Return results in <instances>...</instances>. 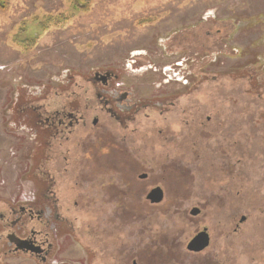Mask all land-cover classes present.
<instances>
[{
	"label": "rangeland",
	"instance_id": "obj_1",
	"mask_svg": "<svg viewBox=\"0 0 264 264\" xmlns=\"http://www.w3.org/2000/svg\"><path fill=\"white\" fill-rule=\"evenodd\" d=\"M137 51L154 67L180 59L186 73L122 75L150 107L127 127L103 129L102 121L95 135L86 134L77 171L64 172L69 156L54 157L68 230L96 234L101 215L100 231L111 232L104 237L117 235L119 245L129 239L130 264L141 252L142 264H264V0H9L8 12L0 14V186L9 170L11 179L12 170L21 171L15 164L28 163L24 153L16 155L18 143H2V134L14 129L17 101L39 106L75 92L77 100H95L87 93L90 74L123 72ZM42 86L51 88H33ZM167 100L174 104H152ZM45 144L39 149L46 151ZM84 175L92 179L82 185ZM111 180L116 203L100 199ZM155 187L164 192L159 204L147 198ZM113 207L117 214L108 220ZM195 209L200 214L194 216ZM205 228L210 247L189 252ZM71 236L62 257L83 260L81 241ZM94 256L88 253L87 261L100 264ZM0 264L33 263L1 256Z\"/></svg>",
	"mask_w": 264,
	"mask_h": 264
},
{
	"label": "flooded vegetation",
	"instance_id": "obj_2",
	"mask_svg": "<svg viewBox=\"0 0 264 264\" xmlns=\"http://www.w3.org/2000/svg\"><path fill=\"white\" fill-rule=\"evenodd\" d=\"M130 55H132L131 59L127 61L123 72L97 69L90 74L88 78L90 85L87 87L89 90L87 91L84 86V92L87 91L88 93L90 91L95 100H77L81 94L75 92L71 97L58 103L42 102L39 106L32 103L18 106L19 102L15 103L13 114L16 118L14 122H11L14 123V129L9 127L8 130L11 132L2 134V143H8L9 139L14 143H18L20 149L16 155L24 153L28 163L19 161L18 164H15L20 167L21 171L17 173L16 170H12L14 175L11 179V171L9 170L6 174L8 179H5L0 186V257H26L33 264H90L87 261V254L91 253L92 255L93 252L95 254L94 258H100V264H120V258L123 260L122 264H130V255L133 256L134 254L129 250V239L121 241L119 245L117 235L112 237L111 240L104 237L109 236L111 232L104 235L100 231L101 215L98 219L96 234L93 229H78L77 232L68 230L69 221L63 212L65 204L62 203L58 191L60 182L55 181L54 163L57 164L58 160L53 163L54 157L60 153L65 161L69 156L72 162L71 165H67V163L63 166L64 172L73 171L74 169L77 171L80 169L76 162L77 156L86 149L84 139L86 134L95 135L102 121L106 122L102 126L103 129L113 127L116 123L127 127L128 123L133 121L141 110L150 107L147 103L143 105L146 98L138 97L132 85L127 80L124 82L122 75L135 73L145 77L151 73L155 74L156 71H162L169 77L178 78L182 73H186L183 72V66L185 65L180 59L170 64V66L154 67L144 51L133 52ZM142 55L145 56V62L144 59L138 57ZM192 61L197 62V58H192ZM179 62L181 63L179 64ZM162 81L163 78L160 83ZM169 85L172 86L170 83L167 86L159 84L158 88H170ZM152 100L154 99L146 102ZM152 104L157 107H165L174 103L173 100H167L162 103L152 102ZM30 112H33L35 116H27ZM99 115H105V118L100 120ZM19 129L26 130L28 133L19 132ZM50 137L53 139V143ZM58 138L61 142L56 148H52ZM116 139L118 144V137ZM31 141L36 144V149L31 148ZM45 142L47 144L44 147L46 146L48 149L43 151V148H39ZM91 143L92 141L89 140L87 144L90 145ZM98 143L103 144V142L97 141L93 145L97 149L100 147ZM110 146L112 149L113 145L111 143ZM93 151L95 150L93 149ZM100 151L102 152L103 149H100ZM39 154H43V158L36 160ZM117 161L118 157L114 151L112 162L115 164L112 165V168L117 169ZM1 164V169L7 166L6 162H1ZM128 167L133 169L131 166ZM145 178L148 179V177ZM145 178L144 180H146ZM91 179L92 177L87 179L84 175L82 185L88 183ZM109 182L111 189L106 190V194L101 196L100 199H104L106 202L110 201L108 203H116L118 200L117 182L114 183L112 180ZM204 182L206 183V180ZM100 183L102 181L93 180V185ZM125 189L130 194V185H126ZM149 196L150 192L148 191L147 198ZM142 197V193H139V199H142ZM104 200L98 202L102 203ZM115 209V215L117 214V208L113 207V211L107 215L108 220ZM245 220L244 217L241 221L245 222ZM106 229L110 228L106 227ZM114 229L116 230V227ZM202 232L207 233V229L199 231L191 241ZM72 234L76 242L81 241V244L78 242L79 254L83 255V260L74 258L71 261L62 257V250H65L64 247L70 244ZM130 234H132V231ZM87 242H89L88 245H86ZM210 243L204 250L210 247ZM204 244L203 239L202 244L198 242L195 248H200ZM200 252L191 253L198 254ZM142 254L143 252L138 253V261L132 260V264H142Z\"/></svg>",
	"mask_w": 264,
	"mask_h": 264
},
{
	"label": "water",
	"instance_id": "obj_3",
	"mask_svg": "<svg viewBox=\"0 0 264 264\" xmlns=\"http://www.w3.org/2000/svg\"><path fill=\"white\" fill-rule=\"evenodd\" d=\"M145 177L146 175H144L143 178ZM163 198H164V192L161 188L154 189L151 195L149 196V200H151L152 204L161 203L163 201ZM199 212H200L199 209H195L192 214L195 216L199 214ZM203 239H204L205 244L200 248H195V245H197L198 242L202 244ZM209 243H210V238H209L208 233L202 232L194 240L190 242V244L188 245V250L192 252H195V251L200 252L204 250L209 245Z\"/></svg>",
	"mask_w": 264,
	"mask_h": 264
},
{
	"label": "trees",
	"instance_id": "obj_4",
	"mask_svg": "<svg viewBox=\"0 0 264 264\" xmlns=\"http://www.w3.org/2000/svg\"><path fill=\"white\" fill-rule=\"evenodd\" d=\"M9 10V0H0V14L7 13Z\"/></svg>",
	"mask_w": 264,
	"mask_h": 264
}]
</instances>
